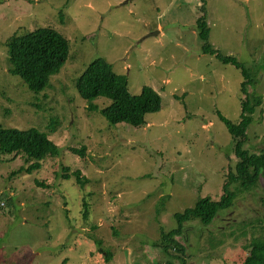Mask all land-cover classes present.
<instances>
[{
  "label": "rangeland",
  "instance_id": "obj_1",
  "mask_svg": "<svg viewBox=\"0 0 264 264\" xmlns=\"http://www.w3.org/2000/svg\"><path fill=\"white\" fill-rule=\"evenodd\" d=\"M203 13L214 49L251 70L246 88L262 102L243 147L264 151V0H0V124L36 126L59 147L31 172L24 154L0 152V264H180L155 246L159 230L198 199H219L237 158L217 110L237 121L246 96L240 70L203 52ZM44 25L67 37L70 51L33 92L9 72L6 40ZM97 57L132 94L147 85L160 96L140 125L111 123L78 95L76 79ZM231 189L228 209L208 225L184 223L176 236L185 264H241L247 247L264 241V178Z\"/></svg>",
  "mask_w": 264,
  "mask_h": 264
},
{
  "label": "trees",
  "instance_id": "obj_2",
  "mask_svg": "<svg viewBox=\"0 0 264 264\" xmlns=\"http://www.w3.org/2000/svg\"><path fill=\"white\" fill-rule=\"evenodd\" d=\"M200 38L204 41L202 50L211 53L223 63L232 64L242 74L241 90L246 96L241 101L240 118L232 121L217 110L218 117L224 122L233 138V153L237 161L233 169L224 173L222 194L218 200L202 197L189 208L173 214L174 226L159 230V239L155 246L159 247L167 256L180 260L185 264L186 249L176 236L183 234L184 223L198 220L208 225L221 210L228 209L235 199L231 189L233 184H239L247 189L254 186L259 177L264 178V151L250 152L243 147L247 138L246 129L253 119V113L262 102L261 96L248 91L246 86L254 85L251 70L240 62L235 56L223 55L208 41L209 26L204 13L197 20ZM9 57V72L18 75L33 92L42 91L48 82L49 76L54 73L69 57V40L56 28L44 25L37 26L19 34H11L6 40ZM75 89L81 99L88 102L91 109H98L111 123L125 121L135 126L144 122V114L160 107V96L150 86L143 85L138 94H132L127 87L125 76L116 73L112 65L105 59L97 57L92 59L78 75ZM98 97L108 99L109 102L101 107L92 101ZM83 154L85 147L73 149ZM0 152L3 154H24L26 161H32L24 168L26 172L39 169L42 160L56 157L59 147L48 136L45 130L36 126L18 128L0 124ZM23 169V170H24ZM21 170V168H20ZM67 170V167H64ZM75 181L83 186L87 180L80 175L79 170L71 172ZM70 174H63L69 178ZM38 185L42 184L37 182ZM84 216L88 214L86 202H83ZM96 242L100 245L99 239ZM247 252L241 264H264V241L254 242L247 247ZM106 259L110 254L107 252ZM66 259V258H65ZM63 259L61 264H65Z\"/></svg>",
  "mask_w": 264,
  "mask_h": 264
}]
</instances>
